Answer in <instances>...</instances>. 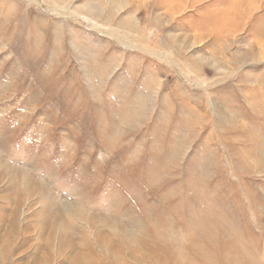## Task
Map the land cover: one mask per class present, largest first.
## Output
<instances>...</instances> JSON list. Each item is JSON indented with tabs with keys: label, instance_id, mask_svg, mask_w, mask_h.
<instances>
[{
	"label": "rangeland",
	"instance_id": "1",
	"mask_svg": "<svg viewBox=\"0 0 264 264\" xmlns=\"http://www.w3.org/2000/svg\"><path fill=\"white\" fill-rule=\"evenodd\" d=\"M0 264H264V0H0Z\"/></svg>",
	"mask_w": 264,
	"mask_h": 264
}]
</instances>
